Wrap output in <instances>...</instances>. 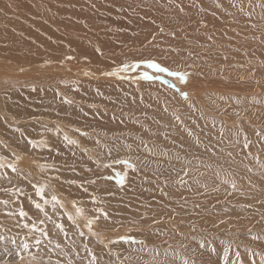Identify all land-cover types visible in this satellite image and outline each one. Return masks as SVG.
<instances>
[{"label":"rangeland","instance_id":"rangeland-1","mask_svg":"<svg viewBox=\"0 0 264 264\" xmlns=\"http://www.w3.org/2000/svg\"><path fill=\"white\" fill-rule=\"evenodd\" d=\"M71 1L0 0V67L31 66L34 69L27 72V77L44 78L51 87L43 96L27 80L28 84L22 82L29 87H21L18 82L23 77L7 78L10 83L0 82V98L7 100L8 91L13 90L18 93L14 95L16 99L39 94L35 98L42 97L44 101L39 100L40 103L22 100L19 106L13 103L7 107L20 113L38 108L41 114L36 115L47 117L51 123L54 119L71 130L85 127L95 131L92 120L102 119L110 112L103 108L107 104L103 102L105 88L104 94L100 84L81 90L85 79L97 83L112 71L134 76L133 70L142 69L132 76L137 94L132 97L137 99L124 98L135 103L123 101V110L113 122L106 123L115 128L107 130V134L111 133L108 139L102 137L106 142L96 146L97 155L105 160L128 155L125 128L134 131L137 124L163 127L150 131L157 138L155 141L149 135L139 136L147 146L143 161L151 162L141 187L133 188L134 175L123 188L111 189L113 198L103 196L91 208L87 206L88 213L96 219L101 215L109 218L97 226L102 235L110 237L126 228L127 235H136L140 240L117 247L112 254L108 251V255L95 254L80 261L71 258L66 263L264 264V52L261 64L249 67L244 49L228 42L234 41L230 33L223 43L220 27L205 28L207 24H203L199 28L172 18L165 0ZM259 3L255 0L256 13L252 18L241 19L230 28L245 32L256 51V36L264 32ZM227 48L233 51L234 58ZM146 61L161 63L174 75L162 81V76L150 71ZM145 75L151 78L148 80ZM144 82H157L171 89L169 97L145 96L149 86ZM54 84L62 86V90H57L59 98ZM146 99L158 103L151 108L141 107ZM155 111L158 116L168 111V122L163 118L150 120L149 112ZM129 134L130 138L135 136ZM187 135L194 141H189ZM134 140L131 145L136 143ZM160 140L176 145L170 147L175 153L167 152L173 155L167 156V162H173L169 167L163 155L155 156L153 147L158 148L161 143L156 146L154 142ZM198 146L203 147L202 151ZM123 165L126 170L132 168L120 160L108 165L115 174L113 181L123 171L119 167ZM191 171H196V179L191 174L182 179L183 172ZM197 172L204 174L203 180ZM83 176L84 179L89 175ZM94 193L97 192L92 191L90 196L95 197ZM4 229L0 230V243L13 237L9 238V230ZM3 263L7 264L0 260Z\"/></svg>","mask_w":264,"mask_h":264},{"label":"bare ground","instance_id":"bare-ground-1","mask_svg":"<svg viewBox=\"0 0 264 264\" xmlns=\"http://www.w3.org/2000/svg\"><path fill=\"white\" fill-rule=\"evenodd\" d=\"M71 2L77 3V0H72ZM163 3L169 8L168 11L173 15L171 16L172 18H179L184 20V22L199 25V28L203 24H207L205 28L213 27L217 29L220 27L219 33L223 38V43L225 42V36L230 33L234 41L228 42L231 44L234 43L244 49L245 60L249 67H255L261 64V53L264 52V32H258L256 36V48L258 50L256 51L252 48V43L245 32L230 29L231 26L237 25L241 19L252 18L255 15V0H165ZM259 5L261 13L264 14V0H260ZM226 18H229L228 28L225 26ZM229 51L234 58L233 51L230 49ZM146 62H149L150 65V62L155 61ZM158 64L160 66L159 68L151 67L150 71L153 69L152 71L156 75L162 76L159 77L162 81L164 77L167 76L169 78V76L174 75V71L169 70L161 63ZM30 67H23L21 65L10 68L0 67L2 74H0V82L4 84L6 82L10 83L9 79L16 78V80H19V78L23 77L18 82L21 83V87L28 88L29 86L26 85L28 81L33 88L37 89L36 91H41L40 93L44 96L51 87L48 86V83H46L47 80L44 78L40 80L34 77H31L32 79L28 78L27 72H32L34 69ZM41 68L37 67V69ZM161 69L167 70L161 71ZM136 70L131 72L134 76H136L135 73L142 69ZM5 74H7V77ZM93 75L95 76V74ZM132 76L129 73L127 75L116 70L111 73H106L103 77L104 81L102 80L101 82L94 83L89 79H85V84L80 88L81 90L86 89L88 86L98 84L102 86L101 92L105 88L106 99L103 102L107 101V104L104 105L108 109L104 106L103 108L110 112V114H106L102 119L92 120L91 127L93 129L95 128V131L88 130L85 127L81 129L74 127L75 129L71 130L54 119L51 123L47 117L36 115L41 114V110L38 108H31L32 110L29 113H20L14 110V108L7 107V104L13 105V103L19 106L18 104L22 100L25 102L29 100L32 102L44 101V99L41 100V96V98L36 99L39 97V94L34 96L28 95V99L26 97L16 99L14 95L18 93L13 90V92L8 91L7 100L4 97L0 98V230L7 228L10 234H8L9 238L11 235L13 236L11 237V241L8 240L7 243L4 241V243H0L1 261L7 262V264H67L71 258L80 261L84 257L92 258L95 254L108 255L110 253L112 254V252L114 253V249L117 247H123L126 244H136V240L139 237L132 234L127 235L126 228L122 231L118 230L114 232L110 237L108 235H102L97 226H100V223L102 225L109 218L101 215L99 219H96L87 210L88 205H90L88 208H91V205H94L93 202L97 201L98 203L101 197H112L111 189L118 191L123 188L124 185L130 183L134 175L136 176L133 178L131 184H134V189L140 188L143 182L142 177H145L147 169L151 165V162L149 163L148 160L143 161L146 157L144 151L147 150V146L141 143L144 139L140 140L139 136L144 134L143 136L149 135L150 137H154L150 131L161 130L163 126L140 127L137 124V129L134 131L127 128L125 130L123 129L125 133L124 138L129 137V140H126V149L129 151V154L127 155L126 153V155L120 156L119 159L105 160L100 158L96 152V146L105 143V139H108L109 134L111 135V133L107 134V130H110L109 128H115L111 125L106 126V123L113 122L115 115L123 110V101L127 104L131 100L124 98L126 96H129V98L133 95L137 96L134 93L136 80H133ZM145 76L148 80L151 78L149 75ZM123 79L132 80V83L124 81ZM22 81L24 83L26 82V84ZM144 83L146 86H149V90L145 96L151 99L152 94H157V97L160 99H163L161 95L169 97L167 94L171 89L164 85L157 82ZM0 86H2L1 83ZM53 86L56 91L55 95L59 98L57 90H62V86L61 84H54ZM48 87L50 88L48 89ZM176 96L179 98V95ZM132 99H137V97H132ZM73 101L76 100L73 99ZM146 101L147 103L144 102L141 107L151 108L158 103L157 100H155L156 104L151 102V100L146 99ZM80 102L85 103L84 101ZM130 102L135 103V101ZM167 112H161L159 114L160 116L157 115L156 111L149 112L152 116H148V118L155 122L163 118L168 122L166 115H169V113ZM123 118L126 122L129 121L127 117ZM128 118H135V116ZM28 119L29 121H27ZM144 119L146 118L144 117L140 120ZM126 133L127 135L133 133L136 138L135 136L130 138V134L127 136ZM187 137L189 141H194L190 139L189 135ZM154 138H152L153 141L157 140L156 137ZM131 140L136 141V143L134 142L135 144L131 145ZM161 142V140L154 142L156 143L154 145L157 146ZM151 143L152 141L149 144ZM151 145L153 146V143ZM193 145L191 144V146ZM175 146L174 143H161L158 148L153 147L156 148L154 151L156 152L155 156L160 158L163 155L162 158L165 159V163L169 167L173 162H167V156H170L171 152L175 153V149H173ZM126 149L125 151L127 152ZM199 149L202 151L203 147L200 146ZM167 152H170V155ZM123 158L132 160V162L127 161V164H130L132 168L126 170L127 167L125 165L119 166L123 171L117 174V177H115L116 181H113L112 178L115 174L111 172L112 167L108 165L110 163H116L119 160L122 161L121 159ZM245 168H247V165H245ZM82 171L85 175L89 176L83 179L81 177L84 175H81ZM195 173L196 171H191L190 173L183 172L184 176H182V179L183 177L190 176V174L193 177L195 176L194 178L196 179L198 176ZM197 173L203 177L201 178L203 180L205 177L204 174L201 172ZM84 185H87V189H85ZM41 189L43 190L42 193L40 191ZM92 191L97 192L94 193L95 197L93 195L90 196ZM37 204L40 205L39 208H37ZM16 228L17 230H15ZM0 236L3 235L0 233ZM130 238L132 240L134 239V241L131 242ZM121 239L123 240L121 241ZM128 240L131 243H126ZM121 251V254H123V250ZM116 253H120L119 250ZM123 255L127 254L124 252ZM107 263L109 264V262Z\"/></svg>","mask_w":264,"mask_h":264},{"label":"snow or ice","instance_id":"snow-or-ice-1","mask_svg":"<svg viewBox=\"0 0 264 264\" xmlns=\"http://www.w3.org/2000/svg\"><path fill=\"white\" fill-rule=\"evenodd\" d=\"M150 66L151 67H156V68H159L160 66L157 64V63H155V62H150ZM125 67H128V66H125ZM167 69H161V71H166ZM120 163H127V161H120ZM41 191V193H42V189L40 190ZM37 206V208H39L40 207V205L39 204H37L36 205ZM22 215H23V213H21ZM105 215H107L106 213H105Z\"/></svg>","mask_w":264,"mask_h":264}]
</instances>
